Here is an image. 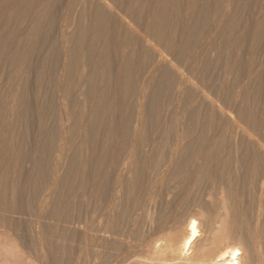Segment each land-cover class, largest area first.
Returning <instances> with one entry per match:
<instances>
[{
	"label": "rangeland",
	"instance_id": "1",
	"mask_svg": "<svg viewBox=\"0 0 264 264\" xmlns=\"http://www.w3.org/2000/svg\"><path fill=\"white\" fill-rule=\"evenodd\" d=\"M75 1L0 0V264H95V221L112 201L111 227L122 230L124 241L104 240L107 258L127 252L128 242L177 236L190 227L188 219L198 222L197 236L205 235L204 221L215 220L228 191L216 161L264 155V0ZM143 31L149 44L140 39ZM154 43L177 68L164 65L148 84L137 126L136 97L156 60ZM181 72L191 83L177 89ZM238 124L256 132L263 148H251ZM260 163L245 184L232 186L241 192L248 233L259 229L255 209L264 206L254 184ZM247 232L237 235L245 239Z\"/></svg>",
	"mask_w": 264,
	"mask_h": 264
},
{
	"label": "bare ground",
	"instance_id": "2",
	"mask_svg": "<svg viewBox=\"0 0 264 264\" xmlns=\"http://www.w3.org/2000/svg\"><path fill=\"white\" fill-rule=\"evenodd\" d=\"M75 1V0H74ZM152 1V0H151ZM175 1V0H174ZM76 2V1H75ZM158 2V1H157ZM156 1L154 2L155 4H158ZM77 4V3H75ZM137 4V3H136ZM144 4V3H143ZM142 4V5H143ZM153 4V3H152ZM151 4V5H152ZM190 4V3H189ZM137 6V5H135ZM176 6V4H175ZM192 6V5H190ZM69 7V6H68ZM153 8V7H152ZM156 8V6H155ZM172 8V7H171ZM220 8V7H219ZM68 9V8H67ZM218 9V8H217ZM132 11V10H131ZM159 11V10H158ZM191 11V10H188V12ZM215 12V11H214ZM218 13V12H217ZM229 14V13H228ZM81 15V14H80ZM120 15V14H119ZM161 15V14H160ZM224 15V13H223ZM121 16V15H120ZM162 17V16H161ZM160 17V18H161ZM188 17V16H187ZM190 17V16H189ZM188 17V18H189ZM225 18V16H224ZM190 19V18H189ZM228 19V18H227ZM156 20V19H154ZM153 20V22H154ZM166 20V19H165ZM150 21V19H149ZM157 21V20H156ZM161 21V20H160ZM189 22V20L187 21ZM65 24V23H64ZM155 24V23H154ZM67 25V24H66ZM69 26V25H68ZM126 26V25H125ZM216 26V25H215ZM136 27V26H135ZM148 28V27H146ZM154 28V26H153ZM150 29V28H149ZM157 29V28H156ZM127 30V28H126ZM148 30V29H147ZM217 30V29H216ZM151 31V30H150ZM149 31V32H150ZM188 31V30H187ZM193 31V29H192ZM69 32V31H68ZM137 32V31H136ZM144 34L146 31H143ZM191 32V31H190ZM188 32V33H190ZM131 33V32H129ZM134 33V32H133ZM148 33V32H147ZM66 33H64L65 35ZM139 34V33H138ZM141 34V33H140ZM191 34V33H190ZM131 36V35H130ZM138 36V35H137ZM187 36V34H186ZM132 37V36H131ZM142 39L143 42H146L149 44V39L147 38L146 34L145 35H142L140 36ZM181 37V36H180ZM213 37V36H212ZM63 38V37H62ZM69 38V37H68ZM196 39V38H195ZM210 41L209 43H213V39L210 37L208 38ZM156 40V39H155ZM185 40V39H184ZM152 41V40H151ZM68 42V41H67ZM170 42V41H169ZM151 43V42H150ZM195 43V42H194ZM155 44V43H154ZM192 46V45H191ZM152 49L156 52V60L155 62L153 63L152 67L150 68V70L148 71L147 75H145V78L140 82V86H139V94H138V98L136 97V104H137V108L139 109V115H138V123H137V126L140 124L139 120L141 119L140 117L142 116V113H141V110L143 107V104H144V100H145V89L146 87L148 86V84H150L152 81H154L155 77H156V74L157 72H159L161 70V68L164 66V65H169V66H172V67H175L177 68V66H175V64L173 63V61H170L167 59V55L166 53L164 54V52L160 49H158V47L153 45L151 46ZM167 48V47H166ZM172 48V47H170ZM169 48V50H170ZM207 49V48H206ZM168 50V51H169ZM182 51V50H181ZM186 51V50H185ZM207 51V50H206ZM124 51L121 52V57L124 56ZM146 55V54H145ZM178 55V54H177ZM154 56V55H153ZM183 56V55H182ZM146 57V56H144ZM192 57V56H191ZM129 58V56H128ZM177 58V57H175ZM132 59V58H131ZM151 59V58H150ZM153 59V58H152ZM151 59V61H152ZM128 62V61H127ZM130 63V62H129ZM128 63V64H129ZM197 63V59H195L193 61V64ZM182 64V63H181ZM200 65V64H199ZM190 66V65H189ZM129 67L128 66V70H125L126 72L129 71ZM167 67V66H166ZM181 67V66H180ZM166 69V68H165ZM122 70V68H121ZM120 70V71H121ZM163 70V69H162ZM183 71V70H182ZM199 71V70H198ZM164 72V71H163ZM176 72V71H175ZM198 73V72H197ZM200 73V71H199ZM227 73V72H226ZM123 76V75H122ZM127 76V75H126ZM125 76V78H126ZM127 77H130V76H127ZM143 77V75H142ZM162 77V76H161ZM165 77V76H164ZM193 77V76H192ZM191 77V78H192ZM198 77V76H197ZM196 78V77H195ZM216 78V77H214ZM213 78V79H214ZM251 79V78H250ZM138 81V80H137ZM179 81V80H178ZM226 81V80H225ZM224 81V82H225ZM190 77H189V73H184V72H181L180 73V81H179V85H178V88L177 89H180V87L184 86L185 84H190ZM230 82V81H229ZM125 85H127L126 83L128 82H124ZM174 83V82H173ZM193 83V82H192ZM250 83V81H249ZM197 84V83H196ZM156 85V84H155ZM174 86V85H173ZM171 86V87H173ZM177 86V85H176ZM188 86V85H187ZM212 86V85H211ZM218 86V85H217ZM128 87V86H127ZM159 87V86H158ZM196 87V86H195ZM198 87V86H197ZM208 87L210 88V85L208 84ZM125 88V87H124ZM176 88V87H175ZM174 88V89H175ZM185 88V87H184ZM201 88V87H200ZM239 88L243 89L245 88V86H239ZM136 90V89H135ZM134 90V91H135ZM154 90V89H153ZM161 90V89H160ZM173 90V88L171 89ZM187 90V89H186ZM185 90V91H186ZM197 90V89H196ZM191 91V90H189ZM208 90H206V93H207ZM216 92V90H214ZM158 92V91H157ZM170 92V91H169ZM175 92V91H174ZM179 92V91H178ZM197 92V91H196ZM150 94V93H149ZM175 94V93H174ZM186 94V93H185ZM201 95L199 97H203L204 99L206 100H211L209 98V96H207L205 93L201 92L200 93ZM216 94V93H214ZM213 94V96H214ZM187 95V94H186ZM185 95V96H186ZM192 95V94H191ZM152 96V95H151ZM178 96V95H177ZM158 97V96H157ZM212 97V95H211ZM160 98V97H159ZM168 98V97H167ZM209 98V99H208ZM147 99V98H146ZM177 99V98H176ZM181 99V97H180ZM158 100V99H157ZM213 100H214V97H213ZM168 101V100H167ZM170 101V100H169ZM182 101V100H181ZM202 101V100H201ZM149 102V101H148ZM152 102V101H150ZM196 102V101H195ZM200 102V101H199ZM215 102V101H214ZM223 102V101H222ZM226 102V101H225ZM158 103H159V100H158ZM206 103V102H205ZM200 104V103H199ZM202 104V102H201ZM200 104V105H201ZM196 106V105H195ZM198 106V105H197ZM196 106V108H197ZM207 107H210L208 105H206ZM221 106V105H220ZM189 107V106H188ZM201 107V106H200ZM215 107V106H214ZM131 108V107H130ZM206 108V107H205ZM8 109V108H7ZM182 109V108H181ZM187 109V108H186ZM220 109V108H219ZM127 110V109H126ZM137 110V109H136ZM159 110V109H157ZM167 110V109H166ZM204 110V108H203ZM207 110V109H206ZM214 110V109H213ZM221 112H222V107H221ZM130 111V110H129ZM193 111V110H192ZM242 111V110H241ZM5 112V111H4ZM196 112V111H195ZM206 112V111H205ZM208 112V111H207ZM206 112V113H207ZM225 112V111H224ZM244 112V111H243ZM204 113V112H203ZM239 113V112H238ZM11 114V113H10ZM9 114V115H10ZM4 115V113H3ZM7 114H5L6 116ZM221 115V114H220ZM226 115V114H225ZM245 115V113H244ZM202 116H204L202 114ZM234 116V115H233ZM232 116V117H233ZM242 116V115H241ZM174 117V116H173ZM176 117V116H175ZM191 117V116H190ZM205 117V116H204ZM225 117V116H224ZM236 117V115L234 116V118ZM238 117V116H237ZM7 118V117H5ZM3 118V119H5ZM10 118V117H9ZM8 119V118H7ZM5 119V120H7ZM178 119V118H177ZM176 119V120H177ZM191 119V118H190ZM237 119V118H236ZM235 119V123H238L236 121H239V120H236ZM262 119V118H261ZM2 119L0 118V121ZM4 120V121H5ZM126 120V118L124 119ZM128 120V118H127ZM170 120V119H169ZM180 120V119H178ZM177 120V121H178ZM193 120V118H192ZM202 120V119H201ZM244 120V119H243ZM9 121V120H8ZM152 121V119H151ZM172 121V120H171ZM182 121V118L180 120V122ZM2 122V121H1ZM263 120L262 122H260V124L262 123L263 125ZM126 123V122H125ZM144 123V121H143ZM179 123V122H178ZM182 123V122H181ZM188 123V121H187ZM186 123V124H187ZM242 123V122H241ZM246 123V122H245ZM231 124V122H230ZM240 124V123H239ZM239 124L237 125V131H240V133H243L245 135H247L248 137H250L251 139V144H250V147L251 148H257L259 147L260 149L263 148V145L257 140V139H254L257 137V134L256 132H253L250 130V128H248L250 131H246L244 130L241 126H239ZM5 125V124H4ZM127 125V124H126ZM190 125V124H188ZM233 125H234V122H233ZM242 125V124H241ZM136 126V125H135ZM136 126V127H137ZM146 126V125H145ZM227 126V125H226ZM1 127V126H0ZM235 127V126H233ZM261 127V125H260ZM186 128V127H185ZM184 128V129H185ZM193 128V127H192ZM167 129V128H166ZM188 129V128H186ZM190 129V128H189ZM230 129H232L230 127ZM150 130V129H149ZM175 131V130H174ZM236 131V130H234ZM136 132V131H135ZM11 133V132H10ZM125 133V132H124ZM192 133V132H191ZM135 134V133H133ZM185 134L186 133H181L180 134V138H178V143L177 145L175 146V150L178 151V150H181L180 148V143L182 142V139L185 138ZM4 134L2 133V136ZM176 135V134H175ZM128 136V135H127ZM142 136V135H141ZM126 137V136H125ZM136 137V136H134ZM138 137V136H137ZM178 137V136H177ZM176 137V138H177ZM220 137V136H219ZM123 137H121V143L125 142V141H122L124 139H122ZM151 138V137H150ZM1 139V138H0ZM3 139V138H2ZM1 139V140H2ZM126 139V138H125ZM129 139V138H128ZM221 139H223L221 137ZM0 140V141H1ZM13 140V139H12ZM4 141V139H3ZM11 141V140H10ZM137 141V140H136ZM140 141V140H139ZM218 141V140H217ZM250 141V140H248ZM247 141V142H248ZM132 142V141H131ZM159 142V141H158ZM9 143V142H8ZM115 143V142H114ZM130 143V142H129ZM184 143V142H183ZM182 143V144H183ZM188 143V142H187ZM193 143V142H192ZM223 143V142H222ZM228 143V142H227ZM234 143V142H233ZM11 144V143H10ZM9 144V145H10ZM14 144V143H13ZM25 144V143H23ZM128 144V142H127ZM131 144V143H130ZM194 144V143H193ZM155 145V144H153ZM218 145H221L220 143ZM228 145V144H227ZM235 145V144H234ZM15 146V145H14ZM124 146V144H123ZM141 145H139L140 147ZM143 146V145H142ZM238 146V145H237ZM11 147V145H10ZM168 147V146H167ZM180 147V148H179ZM184 147V146H183ZM217 147V146H216ZM234 147V146H233ZM249 147V148H250ZM6 148V147H5ZM26 148V147H25ZM121 148H122V145H121ZM124 148V147H123ZM122 148V149H123ZM138 148V147H137ZM136 148V149H137ZM187 148V147H186ZM13 149V148H12ZM18 149V148H17ZM121 149V151H122ZM133 149V148H131ZM130 149V150H131ZM170 149V148H169ZM254 149V151H255ZM10 149L7 148L6 150L4 149L5 152H8ZM134 150V149H133ZM160 150V149H159ZM183 150V149H182ZM185 150V149H184ZM187 150V149H186ZM212 150V149H211ZM258 150V149H256ZM57 151V150H56ZM121 151H119L118 154L121 153ZM151 151V150H150ZM220 151V150H218ZM253 151V149H252ZM60 152V151H59ZM59 152L57 154V156L59 155ZM124 152V150L122 151ZM174 153V150L172 151ZM171 152V153H172ZM226 152V151H225ZM238 152V151H237ZM236 152V154H237ZM136 153V151H135ZM138 153V152H137ZM136 153V154H137ZM190 153V152H189ZM218 153V152H217ZM264 153V152H263ZM2 154V153H1ZM130 154V153H129ZM135 154V155H136ZM232 154V152H231ZM260 154V155H259ZM258 155L261 156L262 154L259 153ZM18 155V154H17ZM128 155V154H127ZM134 155V154H133ZM211 155V154H210ZM233 155V154H232ZM3 156V155H1ZM61 156V155H59ZM79 156V155H78ZM77 156V157H78ZM120 156V155H119ZM130 156V155H129ZM160 156V155H159ZM165 156V155H164ZM174 155H172L173 157ZM218 156V155H217ZM259 156L257 155H254L253 153H250V154H247V155H241V156H225V157H222V158H217L218 161V164L220 165L219 166V172H220V175H221V180H222V184H224V186H226L228 188V191H226L227 189H225L224 191V196L226 195L225 193L227 192V195L226 197L222 198L219 206H218V209L216 210V217H215V220L213 219V222L209 223L208 220H205L204 223L206 224L207 227H210V231L209 233L205 234V235H201L202 236H197V232L196 230L193 228V225H198L196 222V220L194 219H188L187 221L190 222V227H189V224H188V229H186L185 231H182L179 235L177 236H170L168 237L167 239L165 240H160V239H150L148 241H143V242H136V243H132V244H128V243H131V242H125L127 243L125 246H127L126 250L127 252L125 253H122L120 255H118L117 257L113 258V259H110L109 257L107 258L106 256L109 254V252H107V249L105 248V251H104V247L105 245L103 246V242L104 240L106 239H111V238H119L121 239L122 241H124V235L122 234V230L121 233L120 231L119 232H116V231H113L112 229V225H111V222L112 221V207H114L115 205H113V201L108 205L106 206L107 208L105 209V211L100 212L101 213V217L99 216L98 220L95 221V223L97 222V226L95 231H94V244H95V253L93 255H95V264H264V206L262 208L260 207H257L255 210V225L256 226H259V229L256 227H252L254 229H252L253 231H251V233H248V221H246V216H245V212H244V209L243 207H241L240 205V202H239V199H240V190H235L234 192V189H232V186H234L235 182H240L241 181V184H245V180L248 179L247 177L250 176L249 179H251V176L253 175L252 173H254V170H255V164L256 163H260L262 161V158H263V162H264V155H262L263 157L260 158ZM6 157V156H5ZM56 157V156H55ZM62 157V156H61ZM60 157V158H61ZM127 157V156H126ZM131 157V156H130ZM138 157V156H137ZM175 157V156H174ZM220 157V156H219ZM1 158V157H0ZM18 158V157H17ZM59 158V157H58ZM75 158V157H74ZM121 158V157H120ZM79 159V158H78ZM78 159H76L78 161ZM152 159H153V156H152ZM166 159V158H165ZM82 160V159H81ZM80 160V161H81ZM125 161L122 163V166L125 164V162L129 159H124ZM171 160V159H170ZM76 161V162H77ZM181 161V160H180ZM7 162L9 163V159L7 160ZM14 162V161H13ZM58 162V160L56 161ZM55 162V163H56ZM59 162H61L59 160ZM75 162V161H74ZM75 162V163H76ZM156 162V161H155ZM171 162V161H170ZM177 162V161H176ZM54 163V162H53ZM70 163V162H69ZM127 163V162H126ZM16 164V162L14 163ZM60 164V163H59ZM68 164V163H67ZM77 164V163H76ZM81 164V163H80ZM90 164V162H89ZM133 164V163H132ZM136 164V162H135ZM166 164V163H165ZM217 164V165H218ZM261 166H262V163H260ZM56 165V164H54ZM120 165V163H119ZM118 165V166H119ZM154 165V164H153ZM175 165V164H174ZM205 165V163H204ZM58 166V165H57ZM117 166V167H118ZM168 166V164H167ZM260 166V167H261ZM16 167V165H15ZM82 168V166H79ZM85 167V166H84ZM83 167V168H84ZM121 167V165H120ZM136 167V166H135ZM166 167V166H165ZM164 167V168H165ZM55 168V169H54ZM70 168V167H69ZM119 168V167H118ZM161 168V167H160ZM159 168V169H160ZM169 168V166L167 167ZM166 168V170H167ZM257 168V167H256ZM52 169V168H51ZM54 170H56V166L53 167ZM74 169V168H73ZM72 169V170H73ZM76 169V168H75ZM190 169V168H188ZM187 169V170H188ZM3 170V169H2ZM66 170V169H65ZM82 170V169H81ZM117 170V169H116ZM132 170V169H131ZM172 170V169H171ZM260 170V169H259ZM258 170V171H259ZM52 171V170H51ZM75 171V170H74ZM80 171V170H79ZM118 171V170H117ZM4 174L6 172V170L3 171ZM32 172V171H31ZM57 172V171H56ZM81 172V171H80ZM97 172V171H96ZM109 172V170H108ZM121 172V171H120ZM142 172V171H141ZM154 172H158V169L157 171L155 170ZM163 172V171H162ZM161 172V173H162ZM83 173V172H81ZM81 173H79L81 175ZM32 174V173H31ZM98 174V173H97ZM97 174H94V175H97ZM200 174V173H199ZM83 175V174H82ZM106 175V174H105ZM104 175V176H105ZM123 175V174H122ZM132 175V174H131ZM164 175V174H163ZM162 174L159 173V175H157V177L159 176H163ZM219 175V176H220ZM2 176V175H1ZM14 176V175H13ZM107 176V175H106ZM115 176V175H114ZM134 176V175H133ZM132 176V177H133ZM174 176V175H173ZM55 177H56V174L53 175V178H52V181H51V186L54 184L53 181H55ZM140 177V175H139ZM138 177V178H139ZM157 177H155L159 183L160 181L162 180H159ZM6 178V177H5ZM29 178V177H28ZM49 178V176H48ZM109 178V177H108ZM119 178V177H118ZM130 178V177H129ZM152 178V177H151ZM255 178V177H254ZM4 179V178H3ZM2 179V180H3ZM70 179H72V176H70ZM84 179V177H83ZM122 179V178H121ZM128 179V177H127ZM133 179V178H132ZM137 179V178H136ZM163 179V178H161ZM32 180V179H31ZM50 180V179H49ZM134 180V179H133ZM6 181V180H5ZM72 181V180H71ZM119 181V180H118ZM129 181V180H128ZM141 181V180H140ZM139 181V182H140ZM157 181V183H158ZM165 181H167L165 179ZM220 181V180H218ZM80 182V181H79ZM138 182V181H137ZM153 182H154V179H153ZM153 182H150V183H153ZM253 182V181H252ZM1 183V182H0ZM11 183V182H10ZM56 183V182H55ZM78 183V182H77ZM135 183V182H134ZM164 183V182H163ZM218 183V182H216ZM247 183V181H246ZM73 184V183H72ZM103 184V183H102ZM130 184V183H129ZM137 184V183H136ZM156 184V183H155ZM240 184V186H241ZM249 186L250 183H248ZM254 184H255V188L257 190V193L258 195H264V167L263 169L260 171V173H258V175L256 176L255 180H254ZM49 185V183H48ZM47 185V187H48ZM112 185V184H110ZM109 185V186H110ZM118 185V184H117ZM154 185V183H153ZM69 186V184H68ZM67 186V187H68ZM71 186V185H70ZM151 186V185H150ZM148 186V187H150ZM157 186V185H155ZM218 186V184L216 185ZM223 186V185H221ZM236 186V184H235ZM244 185H242L243 187ZM248 186V187H249ZM13 186L11 185V188ZM50 187V185H49ZM53 187V186H52ZM113 187V186H112ZM120 187V186H119ZM130 187V185H129ZM132 187H134L132 185ZM1 188L4 189V186H2ZM9 188V189H11ZM15 188V187H14ZM51 188V187H50ZM99 188V186H98ZM101 188V186H100ZM110 188V187H109ZM216 188V187H215ZM225 188V187H224ZM224 188H222V190H224ZM241 188V187H240ZM251 188V187H250ZM54 190V187L52 188ZM124 189V188H123ZM128 189V188H127ZM135 189V188H134ZM156 189V188H155ZM242 189V188H241ZM245 188H243L244 190ZM248 189V188H247ZM5 190V189H4ZM13 190V189H12ZM49 190V189H48ZM51 190V189H50ZM77 190V189H75ZM74 190V191H75ZM98 190V189H97ZM137 190V189H136ZM220 190V189H219ZM1 191V190H0ZM95 191V189H94ZM124 191V190H123ZM246 191V190H245ZM252 191V190H251ZM250 191V192H251ZM12 192V191H11ZM72 192V191H71ZM77 192V191H76ZM98 192V191H97ZM118 192V191H117ZM125 192H127L125 190ZM129 192V191H128ZM150 192V191H149ZM244 192V191H242ZM123 193V192H122ZM253 193V192H252ZM7 194V193H5ZM9 194H10V191H9ZM118 194V193H117ZM150 194V193H149ZM247 194V193H246ZM245 194V195H246ZM254 194V193H253ZM11 195V194H10ZM12 195H13V192H12ZM115 195V198H116V194L114 193ZM119 195V194H118ZM121 195V194H120ZM206 195V194H205ZM223 195V193H222ZM252 194L249 193V196H251ZM2 196V195H1ZM50 194L49 192L48 193H45L43 196H42V199H41V202L42 203H45V201L49 198ZM89 196V195H88ZM137 196V195H136ZM135 196V197H136ZM147 196V194H146ZM210 196V195H209ZM253 196V195H252ZM257 196V195H256ZM65 197V195L63 196ZM138 197V196H137ZM148 197V196H147ZM2 198V197H1ZM73 198V197H72ZM111 198V197H110ZM114 198V200H115ZM145 198V197H144ZM201 198V197H200ZM205 198V197H203ZM209 198V197H207ZM242 198V196H241ZM253 198V197H252ZM251 198V199H252ZM90 199V198H89ZM214 199V197H213ZM220 199V198H218ZM244 199V198H243ZM259 199V198H258ZM145 200V199H144ZM263 200V199H260V201ZM69 201V200H68ZM71 201V200H70ZM69 201V202H70ZM116 201V200H115ZM127 201V200H126ZM138 201V200H137ZM218 201V200H217ZM242 201V200H241ZM257 201V200H256ZM255 201V202H256ZM259 201V200H258ZM257 201V202H258ZM3 202V201H2ZM98 202V201H97ZM118 202V201H117ZM210 202H211V198H210ZM254 202V200H253ZM143 203V202H142ZM141 203V204H142ZM212 203V202H211ZM107 204V203H106ZM213 204V203H212ZM242 204V203H241ZM262 204V203H261ZM66 205V204H65ZM117 205V204H116ZM119 205V204H118ZM256 205V203H255ZM45 206V205H44ZM92 206V205H91ZM102 206V205H101ZM104 206V205H103ZM122 206V205H121ZM131 206V205H130ZM148 206V205H147ZM198 206V205H197ZM258 206V205H256ZM3 207V206H2ZM105 207V206H104ZM196 207V206H195ZM202 207V206H201ZM216 207H217V204H216ZM96 208V206H95ZM122 208V207H121ZM133 208V207H132ZM205 208V207H203ZM127 209V208H126ZM144 209V208H143ZM194 209V208H192ZM198 209V208H197ZM89 210V209H88ZM119 210V209H118ZM123 210V209H122ZM203 210V209H202ZM205 210V209H204ZM140 211V210H139ZM144 211V210H143ZM192 211V210H191ZM207 211V210H206ZM93 212V211H92ZM77 213V212H76ZM97 213V212H96ZM138 213V212H137ZM142 213V212H140ZM251 213H254L253 211ZM127 214H129L127 212ZM136 214V213H135ZM250 214V213H249ZM96 215V214H95ZM142 215V214H141ZM145 215V214H144ZM177 215V213H176ZM251 215V214H250ZM115 216V214H114ZM117 216V215H116ZM124 216V215H123ZM91 217V216H90ZM131 217V216H130ZM188 217V216H187ZM205 217V216H204ZM135 218V217H134ZM167 218V217H166ZM178 218V217H177ZM87 219V218H86ZM129 219V218H127ZM140 219V218H139ZM208 219V218H207ZM252 219V218H251ZM77 221V219H75ZM88 220V219H87ZM86 220V221H87ZM125 220V219H124ZM135 220V219H134ZM173 220V219H172ZM202 220V219H201ZM248 220V219H247ZM129 221V220H128ZM186 221V223H187ZM198 221V220H197ZM215 221V222H214ZM117 222V221H116ZM115 222V223H116ZM132 222V221H131ZM138 222V221H137ZM179 222V221H178ZM252 222V220L250 221ZM69 223V222H68ZM121 223V222H120ZM200 223V221H199ZM215 223L216 224H219V227L215 226ZM86 224V223H85ZM88 225V224H86ZM92 225V224H91ZM123 225V224H122ZM128 225V223H127ZM170 225V224H169ZM204 225V224H203ZM83 226H85L83 224ZM89 226V225H88ZM132 226H133V223H132ZM186 226V225H184ZM86 227V226H85ZM93 227V228H95ZM130 227V226H129ZM141 227V226H140ZM163 227V226H162ZM91 228V227H90ZM135 228V226H134ZM204 228V227H203ZM121 229V228H120ZM178 229V228H177ZM94 230V229H93ZM133 230V229H132ZM172 230V229H171ZM251 230V229H250ZM249 230V231H250ZM81 231V230H80ZM169 231V230H168ZM226 231H228L229 235H223ZM238 231L241 233L243 232H247L246 233V238L244 239L243 238V235L242 237H239L237 234H238ZM92 232V231H90ZM126 232V231H125ZM124 232V233H125ZM135 232V231H134ZM173 232V231H172ZM88 233V232H87ZM132 233V232H131ZM145 233V232H144ZM149 233V232H148ZM241 233V234H242ZM86 234V232H85ZM91 234V233H90ZM93 234V233H92ZM177 234V233H176ZM245 234V233H244ZM80 235V234H79ZM127 235V234H126ZM139 235V234H138ZM149 235V234H148ZM93 236V235H92ZM90 236V237H92ZM137 236V235H136ZM140 236V235H139ZM146 236V235H145ZM156 237V236H155ZM84 238V237H83ZM69 239V238H68ZM92 239V238H91ZM139 239V238H138ZM137 239V240H138ZM141 239V237H140ZM139 239V240H140ZM115 240V239H114ZM126 241V240H125ZM239 241V242H238ZM82 242V241H81ZM79 242V244L81 243ZM120 242V241H119ZM119 242H114V243H118ZM86 243V242H85ZM106 243V242H105ZM113 243V244H114ZM122 243V242H121ZM93 244V245H94ZM81 245V244H80ZM78 246V245H77ZM76 246V247H77ZM111 246V243L110 245ZM113 246V245H112ZM94 247V246H93ZM92 247V248H93ZM117 248V246H116ZM114 248V250L116 249ZM81 249V248H80ZM111 249V248H110ZM79 250V248H78ZM93 250V249H92ZM117 250V249H116ZM84 251V250H83ZM87 251V250H86ZM109 251V250H108ZM246 251H248L249 253V258H247L248 260L246 261ZM82 252V251H81ZM117 252V251H115ZM86 253V252H85ZM105 253H108V254H105ZM118 253V252H117ZM83 254V253H82ZM68 255V254H67ZM81 256V255H80ZM248 256V255H247ZM106 257V260L104 259ZM69 259V258H68ZM85 262V261H84ZM83 262V263H84ZM92 263V262H91ZM82 264V263H81Z\"/></svg>",
	"mask_w": 264,
	"mask_h": 264
}]
</instances>
